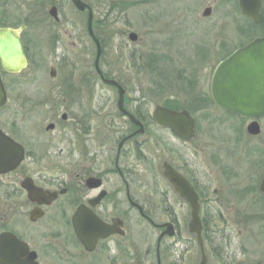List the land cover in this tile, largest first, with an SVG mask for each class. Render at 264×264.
<instances>
[{
    "label": "flooded vegetation",
    "instance_id": "flooded-vegetation-1",
    "mask_svg": "<svg viewBox=\"0 0 264 264\" xmlns=\"http://www.w3.org/2000/svg\"><path fill=\"white\" fill-rule=\"evenodd\" d=\"M81 1L92 14L91 33L89 9L77 10L71 0H0V31H9L19 40L25 61L14 73L0 61V153L11 152L10 141L14 155L22 149L17 166L11 170L0 166V264H98L102 257L110 264H140L134 257L137 252L143 254L145 264L152 262V252L156 264L158 258L162 264L166 251L170 264H183L184 255L193 249L190 241H195L187 231L192 208L164 177V166L196 194L208 264L211 250L218 259L226 258V249L216 250L213 245L216 220L226 229L227 221L222 209H212L209 164L187 153L196 134L186 142L158 125L148 102L130 98L131 87L121 76L99 68L105 43L96 22L98 0ZM65 3L81 16L80 23L67 19ZM259 14V22L244 18L262 31L264 0ZM62 22L70 27L63 33ZM62 34L73 46L95 49L93 69L66 70L71 73L70 85L66 80L49 87L19 85L18 76L30 63L46 59L40 45L50 41L54 51L61 48L52 57L56 65L76 69ZM95 39L102 48L98 70ZM51 69L54 75L49 71V76L54 78L56 71ZM104 80L116 82L123 90L122 110L118 89ZM99 82L112 90V97L101 95ZM158 131H166L175 143L158 136ZM194 152L201 150L195 147ZM74 221L87 232L91 251L79 239ZM146 227L155 233L154 242ZM222 238L228 239L227 234Z\"/></svg>",
    "mask_w": 264,
    "mask_h": 264
},
{
    "label": "rangeland",
    "instance_id": "rangeland-1",
    "mask_svg": "<svg viewBox=\"0 0 264 264\" xmlns=\"http://www.w3.org/2000/svg\"><path fill=\"white\" fill-rule=\"evenodd\" d=\"M96 7L99 37L105 43L99 68L121 76L131 87L128 96L143 98L150 104L149 112L157 104L173 106L178 102L192 111L196 136L189 148L192 154L187 153L200 163L203 158L208 162L212 209H222L227 221L226 229L223 222L216 220L218 232L213 244L216 250L225 248L227 257L220 260L211 250V264H264V198L257 191L264 175V118L259 120L261 133L251 136L245 130L249 121L227 115L207 99L216 65L258 37L260 30L238 14L231 0H98ZM206 7L212 9L207 18L203 16ZM64 9L68 20L80 23L81 16L69 3ZM69 29L63 22L59 27L61 33ZM129 33L136 34L137 39L128 40ZM63 37L66 50L76 60V69L56 65L52 57L61 48L54 51L50 41L44 47L40 45L46 59L30 63L18 76L19 85L49 87L64 80L70 85L71 73L66 70L93 69L95 49L86 51L83 44L73 46L67 35ZM51 68L56 71L54 78L49 76ZM96 86L102 88L101 95L113 96L102 83ZM155 133L175 143L166 131ZM195 147L201 152L195 153ZM145 229L154 242L155 233ZM222 234H227L228 239H223ZM184 235L190 238L185 232ZM190 243L193 249L184 255L183 264H198L199 249L195 241ZM166 252L162 264L172 262ZM151 254L150 264H156L155 253ZM142 256L139 252L134 255L140 264H145ZM98 261L110 264L103 257Z\"/></svg>",
    "mask_w": 264,
    "mask_h": 264
},
{
    "label": "water",
    "instance_id": "water-1",
    "mask_svg": "<svg viewBox=\"0 0 264 264\" xmlns=\"http://www.w3.org/2000/svg\"><path fill=\"white\" fill-rule=\"evenodd\" d=\"M71 1L80 11L88 8L81 0ZM237 2L243 15L255 22H259L261 0H237ZM210 10V8L204 9L203 16H208ZM90 23L91 11L89 10L88 29L91 33ZM128 38L131 41H135L137 36L134 33H130ZM95 43L98 48L95 66L98 70L101 48L96 39ZM0 61L5 70L13 73L25 66L19 40L14 39L9 31H0ZM53 75L54 73L51 72V76ZM104 83L115 86L118 89V107L122 110L123 90L114 81L104 80ZM210 92L213 102L228 113L248 119H258L264 116V35L239 48L217 65L212 75ZM152 118L158 125L169 127L183 141H190L194 136V119L185 110L172 111L161 106H155ZM246 130L250 135L257 136L260 133L258 122L252 121L248 124ZM7 150L11 152H6L4 155L0 153V156H2L0 166H4L5 170H11L20 162L22 149L19 147V154L14 155V143L10 141L8 142ZM164 176L179 194L190 203L192 212L188 223V231L196 236L197 245L201 251L199 264H207L201 236L202 225L198 215L196 194L170 167L165 166ZM258 190L264 193V176L259 183ZM190 194L194 196V200L190 199ZM74 225L85 249L91 251L93 246L88 242L90 238L87 232L81 231L75 221Z\"/></svg>",
    "mask_w": 264,
    "mask_h": 264
},
{
    "label": "trees",
    "instance_id": "trees-1",
    "mask_svg": "<svg viewBox=\"0 0 264 264\" xmlns=\"http://www.w3.org/2000/svg\"><path fill=\"white\" fill-rule=\"evenodd\" d=\"M207 99H209V103H212V100H211L209 95L207 96ZM163 106L166 107V108H169L171 110H174V111H179V110L187 108V107H184V105H182L181 102H178V104L173 105V106L172 105L171 106L170 105H166V104H164ZM189 108L190 107H188V111L192 112ZM258 194H260V193L258 192ZM260 196H262L264 198V194H260Z\"/></svg>",
    "mask_w": 264,
    "mask_h": 264
}]
</instances>
